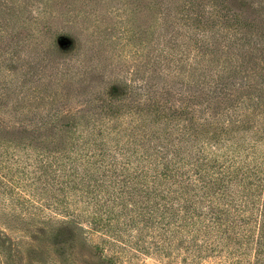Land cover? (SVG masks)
<instances>
[{"label": "trees", "instance_id": "obj_1", "mask_svg": "<svg viewBox=\"0 0 264 264\" xmlns=\"http://www.w3.org/2000/svg\"><path fill=\"white\" fill-rule=\"evenodd\" d=\"M111 2L71 0L65 5L67 9L62 7L61 12L52 15L53 22L69 13L70 27L88 29L92 21L93 28H97L98 23H103L128 38L136 47V57L144 56L137 50H149V67H145L147 75H142L139 90L126 84L121 94L115 93L118 85L112 87V92L106 89L101 93L92 86V98L78 103L75 98L80 96L87 71L85 62L78 59L75 70L66 72L73 75L65 74L60 81L59 93L67 96L60 95L59 107L49 118L11 121L3 114L9 108L2 100L5 93L0 92V166L4 159L25 164L34 158L29 163L34 183L39 181L40 173L46 177L55 174L52 184L65 188L83 185L85 192L93 194L98 207H103L105 201L106 206L113 202L127 209L133 202L125 197L126 193L133 198L138 191L147 197L139 215L159 223L169 238L182 236L186 228L194 233L197 217L202 216L197 203L206 204L210 223L198 230L217 228L223 245L237 244L234 253L241 255L246 254L245 248L255 246L251 264H264V148L260 147L264 139L263 13L253 8L251 20L245 15L241 22L239 14L222 7L215 15L221 33L217 37L209 29L215 27V16L194 12L191 5L176 9L171 0H124L127 18L120 19L116 17L118 8L110 9ZM253 24L257 27L250 30L258 31V37L243 32ZM235 25L241 35L232 40L225 29ZM1 30L0 27V43L6 40ZM156 30L165 34L154 39ZM196 31H206V39ZM59 33L60 39L68 34ZM20 38L28 37L11 33L12 40ZM161 39L172 50L157 43ZM151 42L155 47H149ZM193 50L197 58L186 61ZM95 51L97 58L103 56ZM217 51L218 58H229L230 54L234 57L219 64L214 75L210 73L215 61L211 55ZM83 52L82 47L80 56ZM16 68L13 64L9 69ZM122 137L125 143H120ZM108 140L114 147L107 146ZM208 144L218 149V156L216 150L207 149ZM69 145L74 157L70 156ZM118 154L121 161L115 158ZM19 168H28L27 165H19L15 171L28 173V169ZM62 225L55 236L56 243L76 235L69 222ZM6 239L9 240L2 233L0 253L6 247L11 249ZM177 240L182 249L187 248L183 237Z\"/></svg>", "mask_w": 264, "mask_h": 264}, {"label": "rangeland", "instance_id": "obj_2", "mask_svg": "<svg viewBox=\"0 0 264 264\" xmlns=\"http://www.w3.org/2000/svg\"><path fill=\"white\" fill-rule=\"evenodd\" d=\"M70 1L0 0V27L3 37L6 38L0 43V92L5 93L2 100L4 106L9 108L3 114L11 121L27 119L37 122L56 113L59 97L65 95L59 93L60 81L65 74V76L73 75L66 72L75 70L78 59L85 62L84 67L87 69L85 81L83 79L81 82L84 87L80 88V96L75 98L78 103L85 102L88 97L92 98L90 97V92L94 90L92 86L101 89V93L106 89L112 92V87L118 85L119 90L115 93L121 94L126 84L139 90L140 84L143 83L142 75H147L148 69L145 67H149V60L146 54H149V50H137L144 56L136 57V47L128 42V38L122 35L119 29L112 31L103 23H98L97 28H93L92 21L88 22V29L87 26L70 27L69 13L53 22L56 13L61 12L62 7L67 9L65 5ZM110 1H112L110 9L113 6L118 8L116 17L126 19L124 0ZM248 1L250 3L244 5V0H171V4L176 9H187L183 7L191 5L192 11H201L206 15L211 13L212 16L218 15L224 7L231 14L236 16L239 14L241 22L245 19L243 17L245 15L250 21L253 16L251 11L255 8L263 13L260 22L264 25V0ZM50 9L54 12H49ZM217 17L215 16L214 19ZM229 22L233 23L232 20ZM212 23L215 27L209 29L218 37V34H221L218 31V19ZM46 24L50 28H44ZM250 27L257 26H249L243 32L249 37H258V31L250 30ZM227 29L225 31L229 32L232 40L241 35L240 31H235L236 25L233 29ZM60 31H65L69 35L65 34L60 39ZM14 32L28 38L12 40L11 33ZM158 32L155 31L154 39L160 34H165L163 31L159 34ZM167 34L170 38V33ZM198 36L206 39V31L199 33ZM68 40L71 42L69 43ZM157 43H162L166 49L172 50L170 44L162 39ZM82 47L85 49L83 52L85 56H80ZM149 47H155L154 43L151 42ZM95 49L103 54L101 58H97ZM193 52L194 50L190 51L189 56L185 58L186 61L191 62L193 58H197ZM211 56L215 58L210 68V73L214 75L218 73L219 64H226L230 57H234L230 54L229 58L225 55L218 58V51ZM13 64H16L17 68L10 70ZM139 67L142 68L137 71ZM64 89L66 87L62 91ZM250 134L252 133L249 132L248 136ZM125 142V137H122L120 143ZM107 146L111 148L114 144L108 140ZM260 147L264 148V139ZM212 148L208 144L209 151L216 150ZM68 151L70 156H75L72 146H68ZM115 158L122 160L120 154ZM61 159L65 160V158ZM3 161L4 164L0 166V235L3 233L10 240L6 239L5 243L6 246L11 244V249L6 247L0 253V264H3L1 259H4L6 264H251L253 262L255 246L245 248L246 254L241 255L234 253L237 244L232 242L228 246L223 245L224 242L218 238L220 233L217 228L208 229L210 231L198 230L210 223V217L206 214L208 209L206 204L197 203V209L202 216L197 217L198 225L193 228L195 232L192 233L186 228L182 236H177L183 237L186 243L187 248L182 249L177 237L169 238V235L163 233L159 223L148 222L139 215V210L141 211L147 203V197L140 196L138 191L133 198L128 197L126 193L125 197L130 199L129 202H133L132 207L125 209L119 203L113 202L107 203L106 206L105 201L103 207H98L93 202V194L85 192V186L75 185L65 188L57 183L52 184L55 174L46 177L44 173H40L39 181L37 184L34 183L33 166H29L34 158L25 164H17L9 159ZM19 165L23 167L27 165L28 168H19V170L28 169L26 170L28 173L15 171ZM48 182L51 183L48 185ZM253 212L257 213V211ZM75 218L77 221H73ZM65 222L71 224L76 235L71 240L66 239L56 243L55 236ZM235 237L238 238L236 234Z\"/></svg>", "mask_w": 264, "mask_h": 264}]
</instances>
